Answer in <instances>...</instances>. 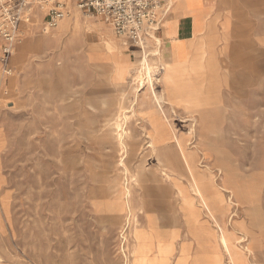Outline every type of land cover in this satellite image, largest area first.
<instances>
[{
	"label": "rangeland",
	"instance_id": "rangeland-1",
	"mask_svg": "<svg viewBox=\"0 0 264 264\" xmlns=\"http://www.w3.org/2000/svg\"><path fill=\"white\" fill-rule=\"evenodd\" d=\"M252 6L249 26L242 7V26L207 37L208 57L175 63L169 83L163 44L123 46L76 6L56 29L33 10L0 79V264H264V6ZM109 39L132 65L124 91ZM117 117L124 153L104 130Z\"/></svg>",
	"mask_w": 264,
	"mask_h": 264
},
{
	"label": "built area",
	"instance_id": "built-area-1",
	"mask_svg": "<svg viewBox=\"0 0 264 264\" xmlns=\"http://www.w3.org/2000/svg\"><path fill=\"white\" fill-rule=\"evenodd\" d=\"M71 1L73 5L70 0H0V79L11 76L9 56L21 42L22 27L30 24L34 9L45 13L48 28L56 29L60 21L70 16L69 9L76 6L88 16L100 18L126 46H138L143 52L151 44L160 46L159 34L175 3L174 0Z\"/></svg>",
	"mask_w": 264,
	"mask_h": 264
},
{
	"label": "crops",
	"instance_id": "crops-1",
	"mask_svg": "<svg viewBox=\"0 0 264 264\" xmlns=\"http://www.w3.org/2000/svg\"><path fill=\"white\" fill-rule=\"evenodd\" d=\"M174 2L173 10L164 21L159 34L166 53L173 58L174 65L200 59V51L203 44L207 45V37H213L218 32L223 36L233 35L235 26H242L241 21L236 18L240 8H244L243 23L246 28L251 22V15L255 13L252 2L264 6V0H174Z\"/></svg>",
	"mask_w": 264,
	"mask_h": 264
},
{
	"label": "bare ground",
	"instance_id": "bare-ground-1",
	"mask_svg": "<svg viewBox=\"0 0 264 264\" xmlns=\"http://www.w3.org/2000/svg\"><path fill=\"white\" fill-rule=\"evenodd\" d=\"M70 5H73V2L70 0ZM75 8V7H74ZM81 12V11H80ZM82 13V12H81ZM87 19L89 18H92L91 15L89 16H85ZM74 19H75V23L78 25L81 24V20H80V15L75 13L74 14ZM91 28V27H90ZM92 31V29H91ZM90 32V31H88ZM105 34V33H104ZM97 35V34H96ZM102 37V36H101ZM114 38V37H113ZM189 38V37H188ZM88 39V38H87ZM102 40V39H101ZM118 42H120L123 46H126L125 42L117 39ZM159 41V45H162V42L160 39H158ZM104 43L106 44V47H105V50L107 51L108 54H111V55H114L115 58H117V61L115 62V67H114V74H115V84L117 85L118 88H120L122 91H124V84L127 80V74L128 76H130L129 74V71L131 69V63H129V60L127 58H125L123 55V57H121L119 55V47L117 46V44L115 42H113L112 40H106L104 41ZM103 45V44H102ZM205 46L206 44H203L202 45V50L200 52V59H201V63H203V61L205 60V58L208 57L207 55V52L205 51ZM135 48H138L135 47ZM175 49V48H174ZM187 49V48H185ZM16 50H14L10 56H9V59L8 61L10 60V58L13 56V54L15 53ZM179 53V52H178ZM186 53V52H185ZM23 54V50H19L18 51V55H22ZM154 54V53H153ZM120 56V58H119ZM178 56V55H177ZM166 57L168 58L167 59V62H166V66L165 67H162V71H163V75H164V82L166 83H169L173 80H175V77H176V69L175 67L173 66L174 65V61H173V58L170 57L167 53H166ZM181 57V56H180ZM132 62V61H131ZM182 63V62H181ZM184 63V62H183ZM147 69L149 70V66L147 67ZM157 69V68H155ZM160 69V68H159ZM165 70V71H164ZM134 73V72H133ZM154 73V72H153ZM148 76L151 78L152 76L150 74H148ZM142 77V76H141ZM141 83H144V81H140V85ZM148 83H150V81H148ZM151 84H153V78H152V82ZM162 85V84H161ZM150 89L151 90V93L153 95V98L155 99V102L157 101V103H159V105L161 104V102L164 101V98H165V94H166V89H164V86H163V90H162V93L160 95H158L156 92H155V89H154V86H152ZM140 94V93H139ZM138 94V96H139ZM137 95V94H136ZM162 106V105H161ZM126 110V109H124ZM125 118L126 117V113L124 114ZM104 130L107 132V133H110L116 140H117V143H118V146L121 148V150L123 151V153L125 152L124 149H125V145H124V138H123V135H125V131H123V126L121 125V122H120V117H117V118H110L108 119L107 121L104 122ZM183 138L179 139L178 140V143L177 145H174L173 147L176 148L178 150V152H180L182 155H183V158L185 160V162L187 163L186 161V158H185V153H184V150H183ZM170 146V145H169ZM214 191V194L216 196H219L221 193H219L218 191L216 190H213ZM221 191V190H220ZM197 193L199 195V197L201 198V200L204 201V203L206 204V200H204L203 198V195L201 193L200 190H197ZM223 194V193H222ZM221 194V195H222ZM230 200V199H229ZM230 203L232 205V201L230 200ZM241 227H245V226H241ZM219 231L222 232L221 229H218ZM245 231V230H244ZM247 232V231H246ZM248 233V232H247ZM247 233H243L241 234V237L240 239L242 240L241 243L245 242L246 241V236H248ZM219 243L221 245V247L223 249H225V252L228 253V255H230V246H229V242H228V239L227 237L225 236L224 233H222L220 236H219ZM244 250H246V253H251V249L249 247H243ZM230 263L232 264V262L230 261Z\"/></svg>",
	"mask_w": 264,
	"mask_h": 264
}]
</instances>
